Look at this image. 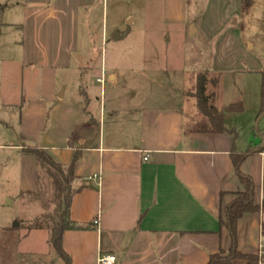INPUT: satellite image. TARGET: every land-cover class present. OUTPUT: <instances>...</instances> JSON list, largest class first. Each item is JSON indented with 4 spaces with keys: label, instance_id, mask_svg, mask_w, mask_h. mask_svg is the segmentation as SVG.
<instances>
[{
    "label": "crops",
    "instance_id": "crops-1",
    "mask_svg": "<svg viewBox=\"0 0 264 264\" xmlns=\"http://www.w3.org/2000/svg\"><path fill=\"white\" fill-rule=\"evenodd\" d=\"M97 1L6 0L5 21L0 27L15 29L16 39L2 42L0 36V56L27 71L22 88L29 90L38 82L39 91H27L26 97L31 99L23 102L17 101L23 91L15 85L0 95L1 110L18 118L0 139V205L4 209L8 200L9 205L23 206L19 194L38 189L36 160L23 154L27 146H39L63 165L79 151L76 186L82 189L73 198L70 216L83 229L65 232L62 241L71 264H97L101 254L115 256V264H208L212 254L230 248L228 230L220 229V209L233 201L229 193L243 190L230 156L233 146L238 152L253 146L255 151L241 165V172L254 182L255 202L261 205L264 201V124L260 141L256 139L248 147L238 139L234 145L229 133H186L196 121L197 107L192 108L189 119L184 107L142 106L133 99L117 98L111 93L119 81L117 69L108 72L103 63L95 82L94 77L89 80V87L99 94L96 91L93 97L84 91V102L71 93L70 71L80 69L75 59L80 57L81 32L92 27ZM208 1L214 7L220 3L223 25L214 9L209 11L213 15L203 11L200 17L191 18L190 10L199 9L194 0H164V25L180 26L194 35L220 31L231 24L229 33L241 39L232 43V54L241 55L222 58L221 67L210 72L262 77L264 38L262 51L253 52L255 43L250 38L242 40V18L258 1L264 7V0ZM247 43L249 49L243 57L242 45ZM78 87L76 81L74 88ZM93 98L99 108H94ZM222 106L226 105L218 107ZM259 110L260 105L256 117ZM237 116L226 115L227 129L238 128V120L228 125ZM32 216L38 217L36 213ZM95 220H99L98 226H94ZM8 226L0 228V264H18L22 242L19 231ZM25 233L33 240L44 234ZM263 247L264 207L238 223L240 252L259 255ZM37 248L41 247L28 248L26 255H38L34 258L38 264H63L58 254L53 261Z\"/></svg>",
    "mask_w": 264,
    "mask_h": 264
},
{
    "label": "rangeland",
    "instance_id": "rangeland-1",
    "mask_svg": "<svg viewBox=\"0 0 264 264\" xmlns=\"http://www.w3.org/2000/svg\"><path fill=\"white\" fill-rule=\"evenodd\" d=\"M194 3L195 5L199 3V9L197 11L190 10L191 18L195 19L200 17L203 11L209 12L214 9L216 18L222 20V25L224 24L225 18H222L224 11L219 7V2L215 7L214 2L208 0H194ZM7 6L6 0H0V24H4L2 13ZM163 9L164 0H98L93 13L92 27L89 31L83 28L81 32L82 48L79 59L78 57L75 59V65L80 69L70 71L72 73L69 75L71 76V81H68L69 91L77 93V97L84 102L87 101L84 91L91 93L94 97L97 89L89 87V80L94 77L93 82H95V76L100 74L103 63L108 72L111 69H117L119 79L118 83L115 85L113 83L114 91L109 88L112 84L111 78L107 80L108 97L111 96L110 92L112 91L111 93L115 94L117 98L121 97L124 101L133 99L136 101L135 103H140L142 106L184 107L186 115L190 119L192 108H196L194 95L199 75L221 67L219 65L222 58L239 57L241 55L239 53L232 54V43H237L241 39L236 34L229 33L228 29L231 28V24L220 31L205 30V34H187L180 26L164 25ZM247 10L242 18V30L244 31L242 40L250 38L255 43L252 51H262L263 4L258 1V3L249 6ZM208 14L209 16L213 15L210 12ZM132 18L133 21L130 22L129 20ZM103 29L104 33H102ZM128 29L130 32L126 38L118 41L113 40L116 33L122 34ZM15 34V29L0 27V36H3L2 42L4 39L9 43L15 41ZM103 36L104 40H102ZM246 48L249 49V43L247 46L242 45L243 57L248 52ZM25 75H27V71H23L19 63L3 61L0 56V95L3 92H10L8 90H11V87L15 85L17 90L25 93L24 97H21L23 93L19 92L17 101H29L31 98L26 95H29V91L34 92L33 94L39 91L38 82L34 83L35 87L33 86V88L29 86V90L26 87L22 88L21 79L23 76L25 78ZM247 76L224 74L219 90L220 101L216 103L217 106L243 103L244 112L240 113V116L231 118L228 125H231L232 120L239 121L236 131L239 135L238 140L244 147H248L256 139L260 141L264 124L263 116L258 118L254 114L260 105L262 77ZM82 77H84L83 81L78 80ZM76 81L80 83L81 87L75 89ZM97 93L99 94V91ZM108 97L106 98L107 105ZM93 104L94 108H99L94 98ZM195 119L202 121L199 114ZM16 120L18 118L14 113L9 110H1L0 106V139L6 136L7 131L10 132L11 128L15 126ZM4 206L2 209L0 205V228L5 225L12 227L21 220H33L36 218V216H32L34 213L37 216L43 214V210L39 207H33L34 209L31 210L23 207L20 203L13 206L9 205L8 200ZM25 231L22 229L18 232L22 242L17 251L18 264H38L39 260H34L38 255H26L28 248L37 246L41 247L37 250L42 256L47 258L51 256V260H56L54 256L57 253L51 245L49 231L44 230V234L39 237V240L27 239Z\"/></svg>",
    "mask_w": 264,
    "mask_h": 264
},
{
    "label": "trees",
    "instance_id": "trees-1",
    "mask_svg": "<svg viewBox=\"0 0 264 264\" xmlns=\"http://www.w3.org/2000/svg\"><path fill=\"white\" fill-rule=\"evenodd\" d=\"M222 75L207 72L200 74L197 80L195 99L196 107L202 121L196 120L188 132L229 133L233 136V142L238 139L236 129H227L224 125L226 115L240 114L244 112L242 102L232 103L228 106L218 107L216 100L219 97ZM211 87L212 89H210ZM260 110L258 118L264 115V73H262ZM254 142H252V145ZM253 147V146H252ZM245 152H238L232 147L230 156L238 174L243 190L229 193L233 201L221 207L219 215L220 229L228 230L230 236V248L228 251L220 249L212 254L208 264H260L264 263V257L259 255L243 254L238 248V223L249 213H258L264 207L255 202V187L253 180L241 172V165L254 153V148ZM23 154L31 156L37 163L38 189L35 192H21L19 199L27 209L39 207L43 214L30 221H18L10 230L19 231H49L51 245L58 254L63 264H71L70 256L63 249V235L67 231L81 230V226L72 221L70 209L74 196L82 189L77 187L78 176L75 173L76 163L81 153L75 151L68 165L54 161L46 150L37 145H30L23 149ZM225 194L222 193L221 197Z\"/></svg>",
    "mask_w": 264,
    "mask_h": 264
},
{
    "label": "built area",
    "instance_id": "built-area-1",
    "mask_svg": "<svg viewBox=\"0 0 264 264\" xmlns=\"http://www.w3.org/2000/svg\"><path fill=\"white\" fill-rule=\"evenodd\" d=\"M99 220L94 221V226H98ZM260 257H264V247L259 254ZM116 258L110 254H101L97 259V264H115Z\"/></svg>",
    "mask_w": 264,
    "mask_h": 264
},
{
    "label": "water",
    "instance_id": "water-1",
    "mask_svg": "<svg viewBox=\"0 0 264 264\" xmlns=\"http://www.w3.org/2000/svg\"><path fill=\"white\" fill-rule=\"evenodd\" d=\"M129 32H130V30L128 29L126 32H124L122 34L116 33L113 37V40H115V41L122 40L128 36ZM8 202L10 203V201H8Z\"/></svg>",
    "mask_w": 264,
    "mask_h": 264
}]
</instances>
